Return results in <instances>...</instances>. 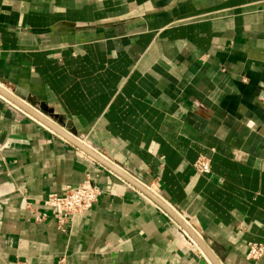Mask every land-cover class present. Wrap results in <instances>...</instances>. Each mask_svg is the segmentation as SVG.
I'll use <instances>...</instances> for the list:
<instances>
[{"label": "crops", "instance_id": "obj_1", "mask_svg": "<svg viewBox=\"0 0 264 264\" xmlns=\"http://www.w3.org/2000/svg\"><path fill=\"white\" fill-rule=\"evenodd\" d=\"M0 86L154 188L221 264H264L246 258L264 244V0H0ZM87 180L102 195L64 232L43 201ZM205 261L156 203L0 96V264Z\"/></svg>", "mask_w": 264, "mask_h": 264}, {"label": "water", "instance_id": "obj_2", "mask_svg": "<svg viewBox=\"0 0 264 264\" xmlns=\"http://www.w3.org/2000/svg\"><path fill=\"white\" fill-rule=\"evenodd\" d=\"M0 96L4 99L18 107L24 113L28 114L30 117L41 123L42 125L48 127L56 134L60 135L64 139L68 140L79 150L84 152L86 155L92 157L97 162L104 165L106 168L110 169L122 179H124L127 183H129L132 187L136 188L140 192H142L148 199L152 200L156 203L167 215H169L184 231L185 233L193 240L196 246L204 254L207 262H202L201 264H221L209 247L205 244V242L197 235V233L192 229V227L188 224V222L181 217L176 211L172 210L160 197L155 195L150 189H148L144 184L136 180L130 173L124 172L121 169L115 167L113 164L93 152L89 149L81 140L78 138V132L74 129L70 124L67 125V121L63 117L54 114L52 109H48L46 105L38 103L36 99H29L28 104H25L11 93L6 91L4 88L0 86ZM26 97V95H23ZM48 116V118L46 117ZM54 122L59 123L62 126L67 127L69 133H65L62 131Z\"/></svg>", "mask_w": 264, "mask_h": 264}, {"label": "built area", "instance_id": "obj_3", "mask_svg": "<svg viewBox=\"0 0 264 264\" xmlns=\"http://www.w3.org/2000/svg\"><path fill=\"white\" fill-rule=\"evenodd\" d=\"M193 167L199 174L212 175L211 160L209 158H199ZM101 195L102 192L99 187L95 186L90 180H87L83 185L69 190L65 195H48L43 204L51 212V216L56 221L58 228L65 232L77 215L85 214L98 203ZM44 218H38L37 220L41 222ZM246 258L248 261L254 263L263 259L264 244L249 243Z\"/></svg>", "mask_w": 264, "mask_h": 264}, {"label": "rangeland", "instance_id": "obj_4", "mask_svg": "<svg viewBox=\"0 0 264 264\" xmlns=\"http://www.w3.org/2000/svg\"><path fill=\"white\" fill-rule=\"evenodd\" d=\"M148 189H150V191H153V192H157L154 188H152L151 186L149 185H146L144 184ZM157 194V193H156ZM159 197V196H158ZM165 202V201H164Z\"/></svg>", "mask_w": 264, "mask_h": 264}, {"label": "bare ground", "instance_id": "obj_5", "mask_svg": "<svg viewBox=\"0 0 264 264\" xmlns=\"http://www.w3.org/2000/svg\"><path fill=\"white\" fill-rule=\"evenodd\" d=\"M172 209V208H171ZM173 210V209H172Z\"/></svg>", "mask_w": 264, "mask_h": 264}]
</instances>
